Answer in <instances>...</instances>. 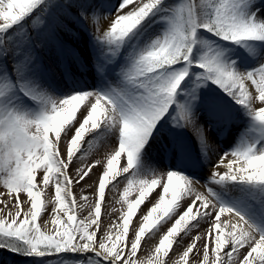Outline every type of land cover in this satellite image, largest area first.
Masks as SVG:
<instances>
[{
    "label": "snow or ice",
    "instance_id": "1",
    "mask_svg": "<svg viewBox=\"0 0 264 264\" xmlns=\"http://www.w3.org/2000/svg\"><path fill=\"white\" fill-rule=\"evenodd\" d=\"M0 20V248L71 254L70 264H264V138L220 152L198 122L205 111L209 126L227 127L234 104L264 126L257 0H0ZM80 29L90 31L101 84L61 92L47 56L71 80L70 65L84 67L70 43ZM243 41L258 42L254 58L228 52ZM168 123L193 131L207 180L147 162L145 146ZM94 143L92 159L81 157ZM164 149L199 163L179 138Z\"/></svg>",
    "mask_w": 264,
    "mask_h": 264
},
{
    "label": "bare ground",
    "instance_id": "2",
    "mask_svg": "<svg viewBox=\"0 0 264 264\" xmlns=\"http://www.w3.org/2000/svg\"><path fill=\"white\" fill-rule=\"evenodd\" d=\"M188 0H185L184 3H187ZM257 5L261 9V13H264V0H257ZM115 18V13L113 12L110 15H107L106 18H102L103 21L101 25L104 26V28H101V30L107 29L110 26V22L114 20ZM31 19H35V16L31 17L27 23L30 25ZM83 31L80 29L79 31V39L78 40H72L70 43H72L73 47H75L79 57L83 61L84 67L81 68L80 66L76 64H71L70 65V72H71V80L67 78L60 70L56 68V61L55 57L51 56L50 54L47 56V62L49 66L52 69L51 73V82L54 85V87L61 92H67V91H72V92H78V91H85V90H90L93 88H98L101 84V78L98 76L97 71L95 67L93 66V44L91 42V39L89 38L88 35L82 36ZM87 34V33H85ZM90 42V43H89ZM257 44L258 42H252V41H243L240 44L237 45H230L228 46V52L231 53H243L245 56L249 57L250 59L254 58L255 52L258 50L257 49ZM227 54V53H226ZM235 62L239 65L241 64V59L238 55H232L231 57ZM227 99V98H226ZM231 103V101H228ZM233 108L236 113V118L235 120L228 125L227 127H216V126H209V119L207 117V114L205 111H200L199 116H198V122L205 128L206 130V136L210 139V141L216 145L217 151L220 152H225L229 151L235 146L238 141L241 140V138L248 136L251 137L252 139H261L264 138V126H256L252 124V121L250 120L249 116H247L243 110L240 109L239 105H234ZM168 125V127H167ZM167 127V128H166ZM157 128H160V125H157ZM164 128L167 129V133L165 132L164 134H159L157 140L152 141L150 140L149 143L151 144V147L149 148L147 145L145 146L148 148L147 151V162L148 158L151 155L153 158L157 156V154L163 155L164 157L166 156L170 160H165L166 162L161 163V164H155L154 167L163 170L165 167L170 168V169H176L178 171H185L183 166H186L187 168H193L192 174L188 171L187 174L189 175H194V177L197 180H207L208 177V171H210V165L204 160L203 154H201L199 143L197 141L196 136L194 135L193 131L190 128H174L171 123H168L164 126ZM163 128V129H164ZM160 133L162 132V130ZM183 137L185 139H183ZM173 138H179L182 140L187 147L190 150V153L195 156L198 160L199 163L195 167L188 166L189 161L187 159L181 160L183 166L180 164L179 161H177L175 158L176 156H173L172 154H169L165 151L164 145H169V143L172 142ZM226 141L227 143H225ZM97 147H99L98 143H94L91 149L87 148V145H85V152L81 153V157L91 160L93 155L96 152ZM230 158V157H229ZM212 159L215 160L216 157L212 156ZM150 163V162H148ZM76 165H73V170L75 169ZM186 168V169H187ZM200 168L203 169V171L206 172V176L202 179L199 177L200 175ZM197 174H196V171ZM97 172L99 169L96 170ZM221 171L223 169L221 168ZM95 179V174L92 177V180ZM92 180H87L84 183L85 184H90ZM84 185H81L80 187H83ZM1 188V187H0ZM120 190L122 191L123 189V184L119 186ZM52 192V190H49ZM93 190L89 189L88 190V195H91V192ZM5 192V190L0 189V193ZM74 194H79L80 193V188H74L73 189ZM113 192H109V197L112 198ZM136 191L134 190L132 192V198H135ZM159 195V190L156 191L155 195L152 196L151 200L149 201L148 204H145L143 206V209L141 210V215H143L146 211L148 206L155 201L157 196ZM24 197H21L23 199ZM77 199L79 202V196L77 195ZM117 208L118 204L116 205ZM86 214V213H85ZM50 221V220H49ZM139 222V219L137 218V223ZM41 223V222H40ZM43 223V222H42ZM105 223H107V217H105ZM50 222L47 225V227H50ZM167 225L165 226V228ZM165 229H161L160 232H158L155 236L152 237L151 240L148 241L149 244L155 245L159 238L161 233ZM187 243V241H185ZM203 242H201L202 244ZM147 247V246H145ZM179 251V249H177ZM7 257L6 254L3 253ZM141 256L146 255L145 252L140 253ZM173 256H175V253H173ZM18 259V260H17ZM35 259H38V257L35 256H27V255H19V258H13L9 260V264H17V262L21 261H33ZM5 263L4 260H1V264ZM3 263V264H4ZM21 264H24L21 262Z\"/></svg>",
    "mask_w": 264,
    "mask_h": 264
},
{
    "label": "rangeland",
    "instance_id": "3",
    "mask_svg": "<svg viewBox=\"0 0 264 264\" xmlns=\"http://www.w3.org/2000/svg\"><path fill=\"white\" fill-rule=\"evenodd\" d=\"M185 0H170V2H174V4H180V3H184ZM103 19L101 18L100 21H99V26L100 28H104L103 25H101ZM0 23H3L2 20H0ZM110 24V23H109ZM83 31L84 34H82V36H85V35H88L89 38L91 39V42H92V38H91V35H90V31H87V30H84V29H81ZM87 33V34H85ZM93 44V42H92ZM202 89L206 92H211V93H218L219 92V89H217L214 85H211L209 87L208 84H205V85H202ZM184 93L183 92H178V96L180 97H183ZM220 95H223L222 93H220ZM226 99V98H225ZM252 124L256 125V126H260L259 124H256L255 122L252 121ZM2 190H5L2 186H0ZM6 191V190H5ZM114 194V193H112ZM117 199L119 198L118 196L116 197ZM118 207H120V205L118 204ZM52 211V208L49 207L47 209V212L45 213L44 215V220H50V213ZM39 223L41 222L42 226H43V221H38ZM50 222V221H49ZM51 224V223H50ZM52 225H50V227H47V228H51ZM6 254L8 257L9 255L14 254L15 256H17L18 254L15 253V252H11V251H8L7 249L5 248H0V255H3ZM4 256V255H3ZM12 256V255H11ZM19 256V255H18ZM1 258V256H0ZM74 259V257L71 256V254H61L60 256H51V257H38V259H35L31 264H60L61 261H68V264H70L71 260ZM5 260H7V257L5 258Z\"/></svg>",
    "mask_w": 264,
    "mask_h": 264
}]
</instances>
